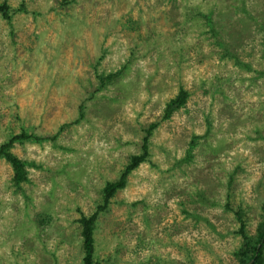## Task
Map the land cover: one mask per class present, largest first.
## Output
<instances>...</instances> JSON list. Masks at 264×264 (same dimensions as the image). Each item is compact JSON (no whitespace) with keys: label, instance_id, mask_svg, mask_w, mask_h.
<instances>
[{"label":"rangeland","instance_id":"obj_1","mask_svg":"<svg viewBox=\"0 0 264 264\" xmlns=\"http://www.w3.org/2000/svg\"><path fill=\"white\" fill-rule=\"evenodd\" d=\"M3 1L0 142L49 139L13 148L33 163L21 191L0 158V264H81L78 219L152 122L148 161L99 217L98 261L239 264L234 210L251 234L264 214V0Z\"/></svg>","mask_w":264,"mask_h":264},{"label":"trees","instance_id":"obj_2","mask_svg":"<svg viewBox=\"0 0 264 264\" xmlns=\"http://www.w3.org/2000/svg\"><path fill=\"white\" fill-rule=\"evenodd\" d=\"M68 1L69 0H64L63 3H68ZM21 6L22 7L17 9V11H21L22 8H25L24 4ZM207 7L203 8L202 10L206 9ZM10 9L11 7L7 1L0 2V14L8 22H11L12 19ZM212 12L213 11L210 13ZM198 14L205 16L200 12H198ZM206 18L208 19L209 26H211V28H213V32H215V18L212 19L210 14L206 15ZM119 74H121L120 70L100 76L101 84L99 85V89L103 88V85L107 83L116 81ZM189 96L190 92L184 87H181L177 94L166 103L163 119H169L175 111L183 106L185 107L187 105ZM81 109H83V105H81ZM157 126L158 122H152L149 124V126L145 129L141 152L132 154L120 175L116 179L108 180L103 185L100 191V199L94 211L88 215L83 213L78 219L83 252L81 264H100L96 254V229L99 217L102 212L109 208V205L116 197L117 193L127 186L131 173L142 163L148 161L151 153L149 139L152 136L153 130ZM63 127L64 125L61 126L60 130L63 129ZM60 130L54 134L53 137H51L53 140L56 139V136H58ZM48 139L49 137L47 136L38 135L37 133L29 132L27 129L23 128L20 132L13 133L4 141L0 142V158L6 160L12 167V184L17 190L21 191L22 184L28 182V166L30 164L33 165V163L19 157L14 153L13 148L17 144L27 141L42 143ZM191 149L192 146L189 148V152ZM226 207L230 209L229 203H226ZM262 209L264 211V203L262 204ZM234 212L239 224L236 232L241 237V245L234 251V255L237 258L239 264H264V214L262 220L258 223L256 233L251 234L248 232V222L245 212L241 209L234 210Z\"/></svg>","mask_w":264,"mask_h":264}]
</instances>
